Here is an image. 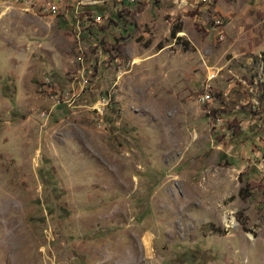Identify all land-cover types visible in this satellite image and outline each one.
<instances>
[{"label":"rangeland","instance_id":"rangeland-1","mask_svg":"<svg viewBox=\"0 0 264 264\" xmlns=\"http://www.w3.org/2000/svg\"><path fill=\"white\" fill-rule=\"evenodd\" d=\"M0 264H264V0H0Z\"/></svg>","mask_w":264,"mask_h":264},{"label":"built area","instance_id":"built-area-1","mask_svg":"<svg viewBox=\"0 0 264 264\" xmlns=\"http://www.w3.org/2000/svg\"><path fill=\"white\" fill-rule=\"evenodd\" d=\"M46 12H49V13H53V14H56L58 13L59 9H57V7L55 5H52V3H49L46 5ZM201 100L202 102H210L212 100V97L209 93L207 94H203L201 96Z\"/></svg>","mask_w":264,"mask_h":264}]
</instances>
